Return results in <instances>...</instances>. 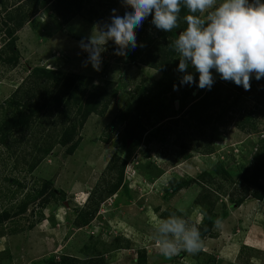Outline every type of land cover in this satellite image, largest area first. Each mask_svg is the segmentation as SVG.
I'll return each instance as SVG.
<instances>
[{
  "label": "rangeland",
  "instance_id": "1",
  "mask_svg": "<svg viewBox=\"0 0 264 264\" xmlns=\"http://www.w3.org/2000/svg\"><path fill=\"white\" fill-rule=\"evenodd\" d=\"M112 9L127 10L0 0V264H264V78L179 85L170 45L186 24L151 16L144 47L109 41L101 70L84 67L78 42ZM171 213L200 230L198 253H161Z\"/></svg>",
  "mask_w": 264,
  "mask_h": 264
},
{
  "label": "clouds",
  "instance_id": "2",
  "mask_svg": "<svg viewBox=\"0 0 264 264\" xmlns=\"http://www.w3.org/2000/svg\"><path fill=\"white\" fill-rule=\"evenodd\" d=\"M127 9L123 16L112 9L108 22L96 28L89 37L78 42L87 53L83 66L91 64L101 70L102 53L109 41L115 55L127 56L137 47V30L151 16L157 30L170 33L180 26L170 47L178 54L179 85H195L200 90H211L216 75L244 90L251 89V79L264 78V0H122ZM187 14L181 17V10ZM191 69V71H190ZM198 74V81L195 78ZM173 90L179 87L173 85ZM215 227L222 226L217 218ZM158 244L164 256L170 257L182 249L196 254L202 248V234L196 226L175 213L161 219L156 227Z\"/></svg>",
  "mask_w": 264,
  "mask_h": 264
},
{
  "label": "trees",
  "instance_id": "3",
  "mask_svg": "<svg viewBox=\"0 0 264 264\" xmlns=\"http://www.w3.org/2000/svg\"><path fill=\"white\" fill-rule=\"evenodd\" d=\"M5 32H7V34L9 33L8 29L5 28ZM156 50L158 51V47H156ZM214 99L212 98L211 100H208L207 98H203L201 99L200 102H198L195 106L196 109L199 110H204L208 105H210L211 103H213ZM130 137V136H129Z\"/></svg>",
  "mask_w": 264,
  "mask_h": 264
}]
</instances>
